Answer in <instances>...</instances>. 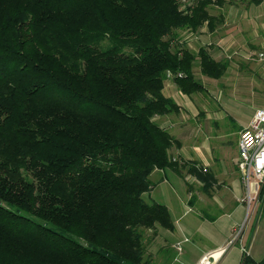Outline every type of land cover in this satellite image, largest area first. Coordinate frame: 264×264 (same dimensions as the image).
<instances>
[{
  "label": "trees",
  "instance_id": "16d2710c",
  "mask_svg": "<svg viewBox=\"0 0 264 264\" xmlns=\"http://www.w3.org/2000/svg\"><path fill=\"white\" fill-rule=\"evenodd\" d=\"M226 1L0 0V264L145 262L156 228H174L144 196L150 175L187 166L156 120L178 109L165 81L191 94L198 69L227 72L182 36L214 30Z\"/></svg>",
  "mask_w": 264,
  "mask_h": 264
},
{
  "label": "crops",
  "instance_id": "0c3cea01",
  "mask_svg": "<svg viewBox=\"0 0 264 264\" xmlns=\"http://www.w3.org/2000/svg\"><path fill=\"white\" fill-rule=\"evenodd\" d=\"M197 32L192 33L195 38L187 37L184 42L194 51L206 45L197 41ZM196 74L200 81L208 79L210 86L217 80L203 75L199 69ZM241 76L219 82L209 90L220 93ZM204 90L187 94L180 90L173 76L165 81L163 92L178 109L157 116L156 120L179 141L178 146L171 148V154L187 162V166L181 172L155 169L150 175L154 186L144 196L168 207L174 228H156L143 264H203L212 256L219 257L215 264H240L243 248L250 254L243 245V237L233 243L230 240L246 214L245 203L238 201L245 193L237 164L239 136L256 109L264 106V100L246 118L230 117L226 122L219 107L206 103ZM194 167L198 171L205 167L212 176L209 190H205L204 181ZM238 244V248L234 247Z\"/></svg>",
  "mask_w": 264,
  "mask_h": 264
},
{
  "label": "rangeland",
  "instance_id": "374dc122",
  "mask_svg": "<svg viewBox=\"0 0 264 264\" xmlns=\"http://www.w3.org/2000/svg\"><path fill=\"white\" fill-rule=\"evenodd\" d=\"M210 11L219 16L221 21L217 22L214 30L207 24L201 27L197 32V41H203L211 47V53L217 59L227 58L230 65L221 78L212 81L213 86L209 85L208 79L202 80L207 88L203 92L205 101L212 107L220 108L224 121L229 122L230 117L242 120L264 100V60H257L258 52H264V3L227 0L222 6H212ZM182 34L183 37L195 38L190 31ZM208 42L211 44L208 45ZM233 75L243 76L237 77L231 86H225L220 93L209 90L216 88L219 82H228ZM261 204L242 233L243 245L257 260L264 256V212ZM234 236L235 232L232 239ZM214 258H208L203 264H211Z\"/></svg>",
  "mask_w": 264,
  "mask_h": 264
},
{
  "label": "built area",
  "instance_id": "2783aa9c",
  "mask_svg": "<svg viewBox=\"0 0 264 264\" xmlns=\"http://www.w3.org/2000/svg\"><path fill=\"white\" fill-rule=\"evenodd\" d=\"M183 1L191 5L196 0ZM258 1L264 3V0ZM257 59L264 60L263 51L258 52ZM237 164L245 188L244 195L238 198V201L245 203L246 214L242 223L235 229V236L231 243L242 238L244 229L262 202L264 190V106L256 109L250 121L240 131ZM218 259L219 257H215L211 264H215Z\"/></svg>",
  "mask_w": 264,
  "mask_h": 264
}]
</instances>
